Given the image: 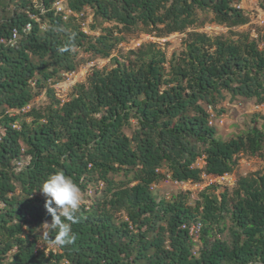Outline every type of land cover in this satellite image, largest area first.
<instances>
[{
	"label": "trees",
	"instance_id": "16d2710c",
	"mask_svg": "<svg viewBox=\"0 0 264 264\" xmlns=\"http://www.w3.org/2000/svg\"><path fill=\"white\" fill-rule=\"evenodd\" d=\"M56 1L41 0V12L17 0L20 9L0 15V264H264V172L219 194L210 191L215 184L194 198L153 191L164 179L231 173L240 153L264 148V115L254 113L229 139L209 122V107L223 111L227 95L264 100V27L256 37L190 31L169 57L151 42L113 56L123 39L118 25L171 34L204 12L229 28L248 18L239 0H64L68 13ZM86 9L110 24L97 35L85 31ZM79 51L111 65L92 69L62 100L49 82L76 69ZM41 91L48 103L30 105ZM61 170L81 191L98 179L105 187L81 203L75 243L46 250L36 229L52 217L39 188Z\"/></svg>",
	"mask_w": 264,
	"mask_h": 264
},
{
	"label": "rangeland",
	"instance_id": "374dc122",
	"mask_svg": "<svg viewBox=\"0 0 264 264\" xmlns=\"http://www.w3.org/2000/svg\"><path fill=\"white\" fill-rule=\"evenodd\" d=\"M34 8H39L43 12V6L41 0H30ZM59 5L62 7L64 13H68L66 2L62 0ZM56 7V4H54ZM237 6L246 14L248 21L245 24L226 27L224 25L218 24L213 21V15L210 12L200 13L201 19L195 24L188 27L184 32H174L171 34H160L161 30L158 28L144 27L141 25L132 27L130 30L121 28L118 25L121 35H123L122 41L116 46L113 51V56H122L127 53L129 49L136 48L139 44L154 43L155 47L160 48L169 57L171 53H179L185 46V39L190 31L204 32L207 35L214 37L217 35H222L224 37H234L233 33L244 32L249 33L251 36L256 37L257 33L261 31L264 27V1L262 0H239ZM0 12L1 17L10 15L12 11L20 9V5L17 4V0H1L0 1ZM84 29L87 32L99 33L100 28L108 26L110 23L106 22L100 18L94 20L93 14L90 9L84 11ZM95 21V30H91L88 25ZM121 28V29H120ZM78 66L76 69L67 76H62L61 81L58 80L55 83H50L56 88L59 87V94L64 95V97L69 94L74 85L81 81H84L88 73L94 68H108L111 65L110 58H102L98 56H92L89 53L79 51L78 54ZM63 79V80H62ZM255 99H230L227 95L226 99L218 106L222 108L223 111L212 112V124L217 129V135L222 139H229L238 134H242L248 127L252 125V115L257 112L260 115H264V107L260 111H253L252 104ZM49 98L46 96L44 91L38 92L35 98L32 100L30 105L36 107L46 105ZM262 123L261 118H257V125L260 126ZM134 128V120H132L131 126H126L124 131L126 134L131 135ZM204 161L198 159L196 162L197 166H202ZM264 172V148L254 155L248 153H240L237 157V164L231 173H226L222 176H211L202 175V180L199 182H186L182 184H177L170 179H164L154 185L153 191L162 193L169 196L170 193H176L179 191H191V198L196 197L197 193L204 187L215 184V188H211L210 191H214L215 194H219L224 189L231 190L235 184L238 177L256 175ZM115 180L123 179L121 174L112 175ZM101 189H99L100 192ZM40 195L45 197L42 192ZM82 200L81 203H89L95 196L98 198L99 193L94 195L92 193L89 195L87 192L81 191ZM46 198V197H45ZM45 222L51 223V220H46ZM43 222V224L45 223ZM41 225L37 227L36 232L40 236L38 242L39 247H45L46 250L50 248H55V246L49 242L42 239V228L47 229L46 225Z\"/></svg>",
	"mask_w": 264,
	"mask_h": 264
},
{
	"label": "clouds",
	"instance_id": "9594fccd",
	"mask_svg": "<svg viewBox=\"0 0 264 264\" xmlns=\"http://www.w3.org/2000/svg\"><path fill=\"white\" fill-rule=\"evenodd\" d=\"M39 191L46 197L45 208L52 217L51 223L43 224L47 229L42 228V239L59 248L74 244L77 235L72 225L80 222L78 212L82 200L79 185L61 170L50 174Z\"/></svg>",
	"mask_w": 264,
	"mask_h": 264
},
{
	"label": "built area",
	"instance_id": "2783aa9c",
	"mask_svg": "<svg viewBox=\"0 0 264 264\" xmlns=\"http://www.w3.org/2000/svg\"><path fill=\"white\" fill-rule=\"evenodd\" d=\"M62 0H58V1H56L55 2V4H56V9L59 11V10H62V7L59 5V3L61 2ZM30 28H31V24L28 22V23H26L25 25H24V27H23V31H25V32H27V31H29L30 30ZM17 37H18V30L16 29V28H14L13 29V31H12V35H11V37H9L8 39H6V40H4V42H6V44H8V45H14L15 43H16V39H17ZM3 39H1V41H2ZM68 73H70V72H63L62 73V76H67L68 75ZM63 78V77H62ZM64 79V78H63ZM62 79V80H63ZM61 81V80H60ZM53 87L55 86L54 84L52 85ZM54 89H55V94L59 97V98H61L62 100L65 98L64 97V95L62 94V95H60L59 94V87H57L56 86V88L54 87ZM28 107V106H27ZM262 107H264V100L262 101V102H257V101H253V104H252V110L253 111H260L261 110V108ZM209 111H212L211 110V108L209 107ZM255 113H257V112H255ZM209 122L210 123H212V112H211V118H210V120H209ZM13 126H17L16 124H13ZM3 135V132L2 131H0V138H1V136ZM175 183H177V184H182L183 182H178V181H174ZM186 183V182H185ZM105 187V182H104V180H102V179H98L97 181H96V183L95 184H93V185H88L87 186V189H86V192L89 194V195H91L92 193H94V191L95 190H99V189H103ZM195 228L197 229L198 228V225L197 226H195Z\"/></svg>",
	"mask_w": 264,
	"mask_h": 264
}]
</instances>
